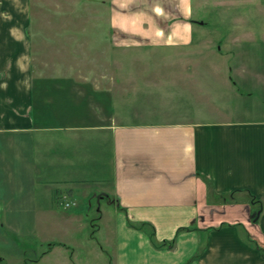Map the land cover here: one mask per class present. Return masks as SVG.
<instances>
[{"label": "crops", "instance_id": "1", "mask_svg": "<svg viewBox=\"0 0 264 264\" xmlns=\"http://www.w3.org/2000/svg\"><path fill=\"white\" fill-rule=\"evenodd\" d=\"M106 1L108 25L86 28L85 38L113 48L192 43L191 0ZM30 36V0H0V217L13 206L10 186H25L20 205H32L29 194L44 178L47 209L51 196H70L73 184L83 183L93 186L83 199L105 198L122 213L107 264H264L263 111L217 121L119 123L109 100L98 99L109 91L72 75L34 76ZM227 194L234 202H216ZM251 198L261 205L255 218ZM47 217L39 214V222ZM55 247L48 244L44 255Z\"/></svg>", "mask_w": 264, "mask_h": 264}, {"label": "rangeland", "instance_id": "2", "mask_svg": "<svg viewBox=\"0 0 264 264\" xmlns=\"http://www.w3.org/2000/svg\"><path fill=\"white\" fill-rule=\"evenodd\" d=\"M190 4V45L113 48L84 33L108 25V1L30 0L31 72L72 75L77 82L86 79L109 91L110 97L98 99L109 100L111 118L123 124L217 121L246 117L245 109L248 118L264 112V0ZM201 27L205 32H198ZM203 40L212 42L199 44ZM98 105L97 111L105 108ZM101 172L107 181L106 165ZM36 182L29 194L32 205H20L25 186L8 188L13 206L6 211L14 218L0 217V264H107L115 254V221L122 213L105 198L83 199L81 193L91 194L93 188L83 183L73 184L70 196H51L53 206L45 209L50 202L41 191L44 178ZM205 187L212 198L209 182ZM231 195L215 200L229 204L234 202ZM260 211L261 205L256 206L252 217ZM39 214L50 218L39 222ZM48 244L56 247L44 255ZM142 251L138 247L132 255L137 259Z\"/></svg>", "mask_w": 264, "mask_h": 264}, {"label": "trees", "instance_id": "3", "mask_svg": "<svg viewBox=\"0 0 264 264\" xmlns=\"http://www.w3.org/2000/svg\"><path fill=\"white\" fill-rule=\"evenodd\" d=\"M251 199H252V198H251ZM252 201H253V203L256 204V206H259V205H260V201H259V200H254V199H252Z\"/></svg>", "mask_w": 264, "mask_h": 264}, {"label": "built area", "instance_id": "4", "mask_svg": "<svg viewBox=\"0 0 264 264\" xmlns=\"http://www.w3.org/2000/svg\"><path fill=\"white\" fill-rule=\"evenodd\" d=\"M64 206L66 207V206H68V204H67V203H65V204H64Z\"/></svg>", "mask_w": 264, "mask_h": 264}]
</instances>
